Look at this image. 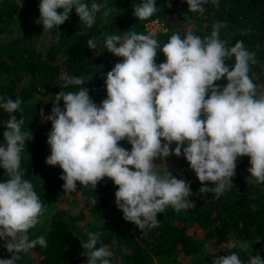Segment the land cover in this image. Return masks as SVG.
<instances>
[{
	"label": "clouds",
	"instance_id": "obj_1",
	"mask_svg": "<svg viewBox=\"0 0 264 264\" xmlns=\"http://www.w3.org/2000/svg\"><path fill=\"white\" fill-rule=\"evenodd\" d=\"M207 0H186L188 10L203 14ZM106 5L95 0H40L38 23L44 32L63 25L75 11L80 22L91 28ZM62 10V11H58ZM160 9L156 0H142L134 6L139 20H146ZM109 10L102 16L107 19ZM222 22L213 25L209 36L189 31L183 38L173 34L162 47L151 34L136 32L111 34L103 39L105 49L120 62L104 80L106 98L93 101L84 76H67L55 95L47 136L50 155L48 166L62 170L65 193L75 192L77 182L91 186L108 178L117 187L115 203L123 219L138 229L159 226L158 214L170 206L175 212L193 206L190 183L177 179L168 170L161 175L154 163L171 155L183 156L202 185L200 194L216 198L233 188L237 160L249 157L247 182L264 183V84L250 78L257 63L256 53L242 41L229 47L220 38ZM246 34V33H242ZM90 50L97 48V38L87 41ZM165 60L156 63L157 53ZM234 58V65L227 63ZM226 80V85L217 82ZM63 102L61 108L60 102ZM19 98L0 96V109L9 114L0 144V169L7 179L0 182V240L4 241L10 259L0 264H16L20 254L37 245L47 247L40 235L29 239V230L40 223L46 211L33 184L24 179L21 169L30 130H23L24 119ZM126 141L131 150L121 147ZM175 144V148L172 145ZM212 186L209 187L208 184ZM81 248L87 250V264H111L112 255L105 246L97 247L100 233L89 232ZM238 248L247 252V241ZM213 264H244L238 253L218 256ZM247 264H264L260 255L251 256Z\"/></svg>",
	"mask_w": 264,
	"mask_h": 264
},
{
	"label": "trees",
	"instance_id": "obj_2",
	"mask_svg": "<svg viewBox=\"0 0 264 264\" xmlns=\"http://www.w3.org/2000/svg\"><path fill=\"white\" fill-rule=\"evenodd\" d=\"M85 2L90 5L93 0ZM95 2L106 5V8L97 14L91 28L83 25L73 10L63 25L48 30L46 45H43L35 37L25 34L7 40L3 36L12 33L9 26L20 11L35 13L40 0H0V96L23 101V112L17 111L14 115L17 119L23 116V130H30L32 139L26 142L21 169L25 171L24 179L33 184L45 205L62 199L64 184L60 179L63 173L59 166H48L45 162L48 152L46 141L51 131V122L45 118L51 114L55 95L61 90H78L74 86L62 88L67 76H84L85 84L82 87L89 90L97 104L106 98L104 80L107 73L120 62L103 49L106 36L116 34L123 37L126 32L133 31L147 34V22L172 15L193 18L196 22L193 34L203 38L211 34L215 22H222L225 26L220 31V38L228 41L229 47L242 41L249 51L256 53L257 63L251 66L249 75L254 82L264 84V0H218L214 8L205 10L200 16L188 10L186 0H156L160 11L146 20H139L133 13L134 6L142 3V0ZM210 2L207 0L203 7ZM104 10L110 11L107 19L102 16ZM174 27L171 24L167 33L153 35L161 47L173 34L183 38L188 33L183 28L173 31ZM92 37L97 38V48L94 50L87 47V41ZM157 55L159 63L164 62V55L161 52ZM234 62V58L227 61L230 65H234ZM26 73H30L32 79L29 86H22L20 80ZM217 83L224 86L226 80ZM40 90L45 91L48 98L29 106V101ZM59 106L63 107L62 101ZM8 119L9 114L0 109V144L3 143L4 124ZM120 146L131 150V145L126 141H121ZM249 159L238 158L232 179L233 188L219 198L213 193L200 194L202 185L188 162L185 158L178 160L182 179L190 183L192 195L189 200L194 204L179 213L170 207V210L158 214L159 226L156 228L140 230L123 219V213L115 203L117 187L108 178L100 181L95 190L91 186L85 187L99 201L92 204L89 210L96 213L110 205L114 222L99 230L91 226L78 228L71 222L72 217L67 210L58 209L37 233L29 237L35 239L44 235L47 247L37 245L16 264H87V257L84 256L87 250L81 248L80 244L87 241L89 232L100 233L97 247L112 249V255L108 257L111 264H154L155 259L170 258L177 253L204 255L206 242L197 236L200 230L216 245L226 243L231 238L237 242H250L251 253L243 258L244 264L257 254L264 259V183L247 182L243 170L250 167ZM5 179L7 176L0 169V182ZM208 186L212 185L209 183ZM77 187L84 188L79 182ZM77 217L84 220L86 213L82 211ZM225 255L228 254H210L206 256L207 264H213L216 257Z\"/></svg>",
	"mask_w": 264,
	"mask_h": 264
},
{
	"label": "rangeland",
	"instance_id": "obj_3",
	"mask_svg": "<svg viewBox=\"0 0 264 264\" xmlns=\"http://www.w3.org/2000/svg\"><path fill=\"white\" fill-rule=\"evenodd\" d=\"M218 0H211L209 5L204 7L205 10L212 9L216 6ZM201 14L198 13V16ZM40 12L39 7L35 10V13H30L28 11H20L17 14L15 21L11 23L9 26V30H12L11 34L3 35L4 38L11 39L19 34H25L26 36L35 37L38 40L39 44L46 45L45 39L47 36L48 31L44 32L43 25L38 23ZM214 16V15H213ZM162 22L165 23L166 32L167 33L170 29L171 24H173L174 29L173 31H177L180 29H187V32L191 31L192 33L196 27V22L193 18L185 16L184 18L178 16L168 15L166 18H160ZM216 23V22H215ZM195 24V25H194ZM201 34V33H200ZM103 49L105 47L103 46ZM158 54V53H157ZM120 60V58H117ZM156 63L159 64L158 55L156 57ZM32 79V75L30 73H26L20 80V84L22 86H29ZM48 98V94L45 91H38L35 94V97L29 101V106H33L39 100H45ZM172 148H175V144L172 145ZM50 155V147L48 146L47 157ZM46 157V158H47ZM184 158L176 157L171 155L165 159H157L154 163L157 165L156 170L163 175L167 170L177 179H182V172L179 170L178 160ZM243 174L246 178L250 177V174L247 170H243ZM60 200L51 201L47 203L46 211L44 212L43 216L40 218V223L33 229L29 230V237L38 232L39 228L45 225L51 216L58 210V209H65L72 218L70 219L71 222L78 228H82L85 226H91L92 229L99 230L103 226H109L114 222V217L112 215V207L108 205L107 207H103L98 212L93 213L89 209L92 204L99 203V201L95 200L92 196V192L88 188H81L77 187L75 192L65 193L64 189L62 190ZM170 210V206L167 208ZM166 210V211H167ZM84 211L86 213V219L80 220L78 219V215L80 212ZM200 239L205 240L206 242V254L202 255H193V256H186L182 253L174 254L170 258L165 259H155L154 264H207L206 256L216 254V253H225L231 254L236 252L239 254L241 260L248 256L251 253V243L249 244V249L247 252H241L238 248V242L231 238L228 242L223 243L221 245H216L212 242V240H208L206 238L205 232L200 230L199 234L197 235ZM112 253V249H108ZM13 254L7 252L6 248L4 247V241L0 240V259H10ZM27 254H20V257H23Z\"/></svg>",
	"mask_w": 264,
	"mask_h": 264
},
{
	"label": "built area",
	"instance_id": "obj_4",
	"mask_svg": "<svg viewBox=\"0 0 264 264\" xmlns=\"http://www.w3.org/2000/svg\"><path fill=\"white\" fill-rule=\"evenodd\" d=\"M145 29L147 34H151L152 36L167 31L165 23L162 22L160 18L152 19L149 22H147Z\"/></svg>",
	"mask_w": 264,
	"mask_h": 264
}]
</instances>
